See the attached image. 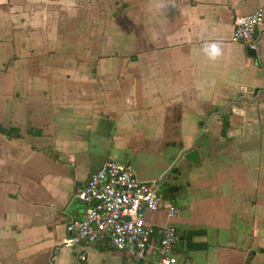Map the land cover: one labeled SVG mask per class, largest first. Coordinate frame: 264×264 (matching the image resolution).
<instances>
[{
    "label": "crops",
    "instance_id": "obj_1",
    "mask_svg": "<svg viewBox=\"0 0 264 264\" xmlns=\"http://www.w3.org/2000/svg\"><path fill=\"white\" fill-rule=\"evenodd\" d=\"M260 7L0 0V264H156L107 241L63 244L86 210L76 193L107 159L159 181L198 138L202 162L179 164V214L148 223L178 230L177 264H264V28L255 56L231 40L235 17Z\"/></svg>",
    "mask_w": 264,
    "mask_h": 264
},
{
    "label": "built area",
    "instance_id": "obj_2",
    "mask_svg": "<svg viewBox=\"0 0 264 264\" xmlns=\"http://www.w3.org/2000/svg\"><path fill=\"white\" fill-rule=\"evenodd\" d=\"M263 28L264 9L260 7L235 17L231 40L257 48ZM76 197L86 210L81 218L69 221L70 234L63 244L107 241L112 248L124 252L128 261L148 262L156 256V264L178 263V230L170 224L153 226L146 218L148 212L162 207L170 219L180 212L175 202L165 201L158 180H141L130 165L107 159L78 189Z\"/></svg>",
    "mask_w": 264,
    "mask_h": 264
},
{
    "label": "water",
    "instance_id": "obj_3",
    "mask_svg": "<svg viewBox=\"0 0 264 264\" xmlns=\"http://www.w3.org/2000/svg\"><path fill=\"white\" fill-rule=\"evenodd\" d=\"M258 50L259 46H257V48H248V54L255 56ZM258 92L259 89H256L254 91V94L257 95ZM199 139L200 138L196 139L193 144L189 147H186L184 144H177L178 154L172 156L174 160L172 169L166 172L159 180V187L167 184L172 186L169 190L170 193L173 194L170 200L172 202H175L177 199L179 200L182 198L180 195H178L182 191L180 189V186L178 185L179 179L182 176V171L179 169V164L182 161L191 162L194 164H200L202 162L203 148L201 146H197V142L199 141ZM176 193L178 194L176 195Z\"/></svg>",
    "mask_w": 264,
    "mask_h": 264
},
{
    "label": "clouds",
    "instance_id": "obj_4",
    "mask_svg": "<svg viewBox=\"0 0 264 264\" xmlns=\"http://www.w3.org/2000/svg\"><path fill=\"white\" fill-rule=\"evenodd\" d=\"M202 50L212 60H216L222 54L219 44L215 42L206 43Z\"/></svg>",
    "mask_w": 264,
    "mask_h": 264
},
{
    "label": "trees",
    "instance_id": "obj_5",
    "mask_svg": "<svg viewBox=\"0 0 264 264\" xmlns=\"http://www.w3.org/2000/svg\"><path fill=\"white\" fill-rule=\"evenodd\" d=\"M0 131H2V132H4V133H7V134H11V130L6 129V128L3 127L1 124H0Z\"/></svg>",
    "mask_w": 264,
    "mask_h": 264
}]
</instances>
